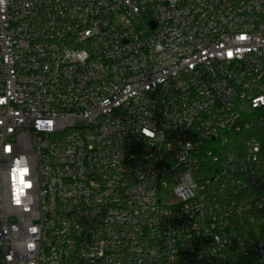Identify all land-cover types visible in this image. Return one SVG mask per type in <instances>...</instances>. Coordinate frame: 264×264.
<instances>
[{
	"label": "built area",
	"instance_id": "built-area-1",
	"mask_svg": "<svg viewBox=\"0 0 264 264\" xmlns=\"http://www.w3.org/2000/svg\"><path fill=\"white\" fill-rule=\"evenodd\" d=\"M0 264H264V0H0Z\"/></svg>",
	"mask_w": 264,
	"mask_h": 264
},
{
	"label": "rangeland",
	"instance_id": "rangeland-1",
	"mask_svg": "<svg viewBox=\"0 0 264 264\" xmlns=\"http://www.w3.org/2000/svg\"><path fill=\"white\" fill-rule=\"evenodd\" d=\"M166 181L168 183V187L163 190V199L165 202H169L175 198V195L173 194L174 182L171 179H166Z\"/></svg>",
	"mask_w": 264,
	"mask_h": 264
}]
</instances>
